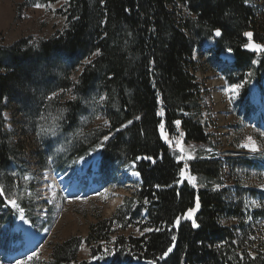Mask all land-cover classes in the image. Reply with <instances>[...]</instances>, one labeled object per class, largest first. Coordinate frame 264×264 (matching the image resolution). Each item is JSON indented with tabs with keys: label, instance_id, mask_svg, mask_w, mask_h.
Segmentation results:
<instances>
[{
	"label": "trees",
	"instance_id": "1",
	"mask_svg": "<svg viewBox=\"0 0 264 264\" xmlns=\"http://www.w3.org/2000/svg\"><path fill=\"white\" fill-rule=\"evenodd\" d=\"M64 16L65 29L48 40L33 44L20 39L0 46V171L17 164L16 144L4 130L2 114L14 109L25 125H34L41 113L47 115L46 103L59 99L49 102L46 97L63 91L67 99L61 98L55 111L66 110L60 112L65 131H79L85 108L101 96L99 113L108 121L97 130L82 128L84 139L72 145L70 166L99 149L102 175L112 176L115 168L134 163L142 184L109 219L89 226L83 242L94 262L78 263L81 240L73 237L53 246L50 264H264V243L257 237L263 210H247L236 184L234 192L222 186L198 189L179 176L187 165L186 175L218 181L224 175L220 158L214 154L202 162L177 163L171 154L180 132L181 142L209 144L210 134L201 123L204 89L195 78L194 49L220 29L214 52L231 49L233 71L243 78L255 58L244 51L250 39L244 33L251 32V40L264 45V22L244 0H67ZM262 69L264 54L255 77ZM161 110L164 114L158 116ZM161 122L173 140L171 147L160 134ZM148 156L153 159H143ZM242 162L253 168L246 158ZM0 204L6 206L1 198ZM190 209H196L192 220L197 228L187 219ZM129 227L152 231L117 236ZM112 237V253L103 260V244Z\"/></svg>",
	"mask_w": 264,
	"mask_h": 264
},
{
	"label": "rangeland",
	"instance_id": "2",
	"mask_svg": "<svg viewBox=\"0 0 264 264\" xmlns=\"http://www.w3.org/2000/svg\"><path fill=\"white\" fill-rule=\"evenodd\" d=\"M66 2L67 0H0V46L10 47L20 39H29L30 43L36 44L55 36V33L66 26ZM35 4L44 7L37 8ZM246 6L252 8L264 22V0H249ZM215 49L216 42L212 36L204 41L201 47L194 49L193 58L196 62L195 78L204 89L205 111L201 123L206 124V132L210 134L216 147L181 142L185 151L181 152L179 148L172 147L171 154L176 162L177 157L185 156V159L179 161L181 163L202 162L208 156L216 154L224 166V175L214 182L195 176V187H231L234 192L233 185L236 184L238 197L241 195V201L244 205L247 204V210L261 209L264 212V151L251 152L242 147L247 142L246 138L251 136L257 146L264 149V137L260 136V132L264 131V118L256 109L258 95L264 89V83L261 84V79L254 75L262 55H255L254 60L257 63H252L251 72L240 78L233 71V54L224 51L218 55L215 54ZM65 69L67 68L64 67V72ZM260 71L261 74L264 69ZM77 72L80 70L72 75V81L76 82ZM246 81L252 85L244 90ZM234 84L241 85L235 93L231 91V85ZM56 93L59 97L57 102L46 103L47 106L50 105L44 111L47 112L46 117L49 113L51 116L62 115L60 111L55 110L61 104V98L67 99L68 93ZM100 103L101 100L96 98L94 105L85 108L86 115L79 118V131H73V128L65 131L61 125L62 119L55 121L59 125V128L55 129L56 135L41 131L40 125L45 128L52 126L50 117L44 121L38 119L34 125L32 123L33 126H27L26 121L14 109L2 114L4 130L16 144L17 164L10 166L6 171H0V183L6 190L7 198H10L11 193H15L19 206L27 210L25 212L31 224L25 223V219L21 220L18 210L11 208L7 211L0 204V264H17V261H26L27 264H50L53 246L73 237L81 240L78 263L94 262L90 248L83 242L89 226L98 219H109L134 191L132 187L128 188L133 183L125 182L128 174L116 177L115 181L101 180L97 173L95 154L88 160H80L70 167L71 147L77 140L84 139L82 128L97 130L106 126L102 113H99ZM251 114L258 116L255 125L248 119ZM189 156L191 159L187 158ZM243 158L254 164V167H247L246 163L242 162ZM25 176L28 177L27 180L24 179ZM187 177L188 175H185L183 180L188 182ZM233 192L230 193L231 196L236 195ZM252 202L261 207H252ZM10 221H14L11 226ZM234 224L235 222L230 223ZM258 228L260 232L257 237L260 236L264 243V219L258 223ZM144 233L146 232L141 231L139 227H129L117 236L139 237ZM36 235H42L38 242L41 243L40 246L28 249V242L34 241ZM113 238L103 244V260L112 253ZM33 249L35 250L19 258L20 254H16ZM33 253H36V256L28 260Z\"/></svg>",
	"mask_w": 264,
	"mask_h": 264
},
{
	"label": "snow or ice",
	"instance_id": "3",
	"mask_svg": "<svg viewBox=\"0 0 264 264\" xmlns=\"http://www.w3.org/2000/svg\"><path fill=\"white\" fill-rule=\"evenodd\" d=\"M248 2H249V0H244V3H245V4H247ZM101 3L103 4V3H104V0H101ZM34 6L37 7V8L44 7L43 5H40V4H35ZM48 7H51V5H48ZM214 35L217 36V37H220V36L222 35L221 30H220V29H215V30H214ZM244 35H245L246 37L251 38L252 33H251V32H245ZM244 47H245L246 49H249V50H251V51H253V52H256V53H264V45H261V44H259V43H253V42L251 41V39H249V42H248L247 44H245ZM228 51L231 52L232 50H231V49H228ZM99 54H100L99 51L93 53L94 56L99 55ZM86 63H90V61H86ZM252 63L255 64V63H257V61H256V60H253ZM240 87H241L240 84H234V85H231V91H232L233 93H235ZM69 91H70V90H69ZM56 96H57V93H52V94H50L49 96H47L46 99H47L48 101H51V100L55 99ZM71 98H72V99H75L74 96L71 97ZM104 99H105V98H104L103 96L100 97V100H101V101L104 100ZM63 111H66V110H65V109H61V110H60L61 113H62ZM163 114H164V113H163V110H161V111H159V112L157 113L158 116H163ZM49 117H50L51 120L53 121L52 126L45 128L43 125H40V127H41V131H42V132H49V133H51L52 135H56V131H55V129L59 128V125L56 124L55 121L60 120V119H63V116H62V115L51 116V114L49 113V116L46 117L43 113H41V115L39 116V119H40L41 121H44V120L49 119ZM137 119H139V117H137ZM104 123L107 124L108 121H104ZM131 123H132V121H129V122H128V124H131ZM174 123L176 124L177 129H178V128H179V125H180L181 122H180L179 120H176V121H174ZM121 127H122V128H123V127H127V125H122ZM159 129H160V134H161V136L166 140V142L169 144L170 147L172 146V143H173V140H174L176 148H179L181 152H184V151H185V149L183 148L182 143H181V140H182V138L184 137V133H183V132H180V135H179L178 138H177V137H174L173 140H168L167 135H166V133H165V131H164V130H165V125H164L163 122H161V123L159 124ZM118 131H119V129H118ZM38 135H39V133H38ZM260 136H261V137H264V131H261V132H260ZM107 139H108V137L105 136V137H104V140H107ZM246 141H247V142L244 143V144L242 145V147L248 148L251 152L264 151V149H262V148H260V147L257 146L256 142L253 140V138H252L251 136H248V137L246 138ZM185 158H186V157L183 156V155L180 156V157H177V162H179L180 160H183V159H185ZM187 158H188V159H191L190 156L187 157ZM50 159H51V158H50ZM136 159L139 160V159H141V157H136ZM143 159L152 160L153 158H152L151 156H148V157H144ZM153 162H155V161H153ZM186 168H187V165H185L183 168H180L179 176H180L181 180H183V179L185 178V175H186ZM132 174L135 175V176H139V173H138V172H133ZM13 175H15V173H13ZM24 179L27 180L28 177L25 176ZM187 179H188V182L191 183V184L193 185V187H195L196 177H195V176H188ZM49 187H51V186H49ZM5 193H6V190H5L4 186H3L2 184H0V196H5ZM5 202H6L8 205H10L13 209L18 210L19 213H20V218H21V220H24V209H23L22 207H20L19 204L17 203V200H16V198H15V193H11V194H10V198H7V197H6V201H5ZM146 202H147V201H146ZM199 206H200V205H199V200H197L196 208H199ZM245 206L247 207V204H246ZM252 207H261V205L257 204L256 202H252ZM195 211H196V209H190V210L188 211V213H187V219L192 220V214H193ZM179 220H180V218L178 217V218H177V221H176L177 224L179 223ZM24 222L27 223L28 221L25 220ZM192 227H193V228H197V227H199V225L196 223L195 220H192ZM145 231H152V229H145ZM157 231H159V229H157ZM172 239H173V241H175V237H174V236L172 237ZM233 243H235V241H233ZM216 247L219 248V247H221V245L217 244ZM171 251H172V248L169 247V248L167 249V251L164 252V254H163V256L161 257V259H163L164 257L168 256V254H169ZM34 256H36V253H33L32 256H29V257H28V260H31ZM249 256H252V253H249ZM17 264H27V262H26V261H17Z\"/></svg>",
	"mask_w": 264,
	"mask_h": 264
},
{
	"label": "bare ground",
	"instance_id": "4",
	"mask_svg": "<svg viewBox=\"0 0 264 264\" xmlns=\"http://www.w3.org/2000/svg\"><path fill=\"white\" fill-rule=\"evenodd\" d=\"M27 225V224H26ZM33 233V232H32ZM34 238V237H33ZM42 239V235H36V239L33 241H29L28 242V244H27V248L28 249H31V248H33V247H35L36 246V244L38 243V242H40V240ZM23 251V250H22ZM22 252H17L16 254H21Z\"/></svg>",
	"mask_w": 264,
	"mask_h": 264
},
{
	"label": "water",
	"instance_id": "5",
	"mask_svg": "<svg viewBox=\"0 0 264 264\" xmlns=\"http://www.w3.org/2000/svg\"><path fill=\"white\" fill-rule=\"evenodd\" d=\"M214 38L217 39L218 37L214 35ZM251 41H252L253 43H256V42H254L253 40H251ZM248 42H249V41H248ZM248 42H247V43H248ZM261 45H262V44H261ZM244 51H245V52H248V53H254V54H263V53H256V52H253V51H251V50H249V49H246L245 47H244ZM1 197H3V196H1ZM173 249H174V245L172 246V250H173Z\"/></svg>",
	"mask_w": 264,
	"mask_h": 264
}]
</instances>
